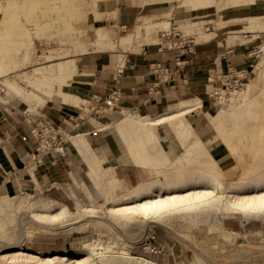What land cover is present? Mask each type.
<instances>
[{
    "label": "bare ground",
    "instance_id": "6f19581e",
    "mask_svg": "<svg viewBox=\"0 0 264 264\" xmlns=\"http://www.w3.org/2000/svg\"><path fill=\"white\" fill-rule=\"evenodd\" d=\"M21 1L23 0H3L0 3V80H3L0 92L3 99L10 103L33 101L37 105H43V96L48 94H56L60 99H66L68 95L63 91L68 87L69 79L77 74V56L56 63L47 57L45 65L32 67L30 74L26 73L30 65V52L34 47L33 36L44 33L51 24L34 23L33 29H28V26L16 19ZM172 3L176 4L174 1ZM257 5V0H181L179 7H214L222 12ZM76 7L73 4L64 9L69 12ZM96 15L99 16L97 13ZM198 24L202 30L207 26L201 22ZM247 27L262 30L264 22L251 18ZM156 28L172 30L168 20L147 24L143 33L145 40H152ZM58 32H70V26L65 25ZM141 42L139 33H128L122 35L115 44L108 29L98 28L93 33L92 53H116L121 57L116 52L117 49L127 51L139 46ZM81 48L80 44L78 49ZM81 53L79 57L86 55V49L81 50ZM119 62L123 66V61ZM258 69L261 70L262 84L255 101H250V87L245 85L239 91L237 105L231 113L223 111L211 118L210 126L214 138L208 144L195 135L187 121L191 113L203 108L199 100L192 99L187 94H173L174 102L169 113L151 119L133 118L124 121L121 129L125 142L110 124L101 125L97 119H89V123L100 132L112 133L113 141L126 165H138L154 178L122 192L121 195L115 193L119 187L115 171L101 169L92 161L86 131L68 136L70 146L83 166L85 178L98 194L105 197L107 215L130 223H145L148 227L153 224L166 226L168 222L176 220L188 225L203 224L214 230L221 229L222 214L229 211L237 212L245 223L251 222L256 226L264 222V170L245 172L248 166L245 164L243 170L234 178L228 192H224L222 175L216 172L220 149L236 155L235 159L238 161H242L243 153L253 156L261 152L264 155V62ZM9 77L16 79L9 81ZM219 94L222 101H227L226 89ZM259 106L263 109L257 117L251 108ZM27 112L35 113L32 108ZM163 126L168 127V132L183 149L175 160L168 157L157 136V133L164 136L160 129ZM255 158L256 156L253 159ZM84 187L82 183L66 190L76 206L77 215L86 221L85 227L89 225L102 230L103 224L96 221L101 207H96L91 197L84 194ZM234 192L253 195L232 200ZM21 212L27 214L28 221L37 224L41 230L48 229L47 226L56 221L62 225L74 216L64 205L45 200L37 193L9 196L4 190L1 191L0 238L8 243L0 246V264H157L141 256H133L127 247L119 248L114 242H110L111 239L104 243L97 244L94 241L85 244L72 253L59 251L55 254L35 255L22 247L23 236L13 232L17 224L16 217ZM80 228L84 226L73 227L72 230ZM46 232L40 233L43 235Z\"/></svg>",
    "mask_w": 264,
    "mask_h": 264
},
{
    "label": "rangeland",
    "instance_id": "374dc122",
    "mask_svg": "<svg viewBox=\"0 0 264 264\" xmlns=\"http://www.w3.org/2000/svg\"><path fill=\"white\" fill-rule=\"evenodd\" d=\"M116 3H124L128 6L127 11L121 14L117 12L109 16H97L99 7L107 3L101 0H23L20 2L19 10L16 12V19L26 26L28 29H33L34 23L45 24L50 23V28L39 36H33L34 47L30 52V65L27 67L26 73L30 74L31 68L45 65L47 57L53 63L77 56L80 59L81 50L86 49V53H90L93 49V33L94 29L106 28L111 32L112 40L115 44L118 43L122 35L131 33H139L142 38L140 45L135 48L123 51L117 49L116 52L121 54H108L106 58L119 62L124 60L126 56L141 55L146 48L149 50L161 51L160 33L169 32L170 29L156 28L152 35V40H145L144 27L147 24H156L161 21H169L172 18V11L177 13L181 10H174L176 5H179L181 0H113ZM3 0H0L2 3ZM259 5L253 7H240L218 12L216 8H183L182 11H203L199 13L201 16H208L201 21L186 22L182 27H174L175 31L181 33L183 37H194L196 39L204 38L201 24L208 23L215 27V33L212 39H223L226 42V47L235 46L236 49L243 50V53L236 55L235 58L230 55L225 60L229 63L226 65L227 70H231L233 76L231 82L239 81L237 88H229L227 101L219 100L218 96L212 94L211 98L206 97L212 110L207 111L201 109L203 113H207V125L212 135L205 144L212 142L214 138L213 130L210 126L211 118L219 112L231 113L238 102L239 91L249 85L250 90L248 97L250 101H255V97L260 91L262 84L261 70L264 62V29H248V20L258 18L264 22V0H257ZM76 8L67 12L64 8L73 6ZM190 19V18H189ZM101 21V22H100ZM171 24V23H170ZM196 24V25H194ZM198 24V25H197ZM65 25L70 26V32L59 33ZM125 27V28H122ZM81 49H78L79 45ZM242 45V48H239ZM227 48V50H228ZM226 50V51H227ZM232 50V48H231ZM240 56V57H238ZM230 58V59H229ZM237 58V59H236ZM119 64V63H118ZM212 79L216 76L211 73ZM219 76L221 84L222 77ZM238 76H241L238 78ZM16 77H9L7 80L12 81ZM210 79V78H209ZM3 80H0V88ZM237 83H233L236 86ZM221 86V85H220ZM26 90L27 87H25ZM57 89V88H56ZM58 90V89H57ZM211 93V89H208ZM220 89L218 90V92ZM223 91V90H222ZM192 99L200 100V96H190ZM0 97L3 94L0 92ZM252 103V102H251ZM215 104V108L213 105ZM263 107L251 108V111L256 112V116L262 112ZM86 115L89 119L88 108ZM33 119H38V114H31ZM134 118V117H133ZM131 117V119H133ZM136 118V117H135ZM86 120V119H85ZM100 120V119H98ZM164 132L168 131V127L164 126ZM165 135H168L166 133ZM164 137V136H162ZM68 140V137H67ZM68 144L69 142H67ZM179 143V142H178ZM180 145V143H179ZM180 149L183 152V149ZM176 155L168 157L177 159L180 151ZM242 161H238L236 155L225 152L220 149L217 156L216 172L222 175V183L224 192H228L230 185L238 172L243 170L245 164L247 169L245 172H255L264 170V155L259 152L257 155L248 156L243 153ZM254 156H256L255 159ZM99 168H101L99 166ZM103 169V168H101ZM119 179V187L115 191L116 195H121L122 192L132 188L124 187ZM67 183L50 185L44 179H38L30 175L25 180L24 185L14 193H9V196H18L21 194L37 193L45 200L56 201L64 205L70 213L74 214L60 225L57 221L50 224L48 229L41 230L37 224H32L27 219V214L20 213L16 217L17 224L13 232L22 237V247L32 252L35 255L55 254L59 251L67 253L75 252L85 244L114 242L119 248L127 247L130 254L133 256H141L145 259L153 261L157 264H264V222L258 225H253L251 222L245 223L241 220L237 212H224L221 217V229L214 230L203 224L188 225L179 221L172 220L166 226L153 224L147 226L144 224L130 223L119 218H111L107 215L104 195L98 194L97 191L89 184L85 176L68 175ZM151 176H145V182L153 180ZM84 194L91 197V201L96 207H101L98 210L97 220L103 224L102 230L95 229L92 226H86L84 219L77 215L76 206L69 195L66 188L75 187L77 184H82ZM62 184V185H61ZM137 186V185H136ZM234 199L246 196H252L251 193L234 192ZM231 195V196H232ZM75 224V225H74ZM74 225V226H69ZM69 226V227H66ZM84 226L78 230H72ZM64 227L59 230L58 228ZM153 229L157 236L158 244L163 249L161 255H155L149 250L148 244L145 241L146 232ZM47 231L46 234L40 232ZM8 242L0 238V246L6 245ZM7 253H3L5 255ZM69 264V263H66Z\"/></svg>",
    "mask_w": 264,
    "mask_h": 264
},
{
    "label": "crops",
    "instance_id": "0c3cea01",
    "mask_svg": "<svg viewBox=\"0 0 264 264\" xmlns=\"http://www.w3.org/2000/svg\"><path fill=\"white\" fill-rule=\"evenodd\" d=\"M127 8L126 4L111 0L99 7L98 15L109 16L116 12L121 14L126 12ZM182 9L179 5L174 7V10L181 11H172L171 28L182 27L186 22L201 21L208 17L199 14L204 13L203 11L184 12ZM203 37L198 39L196 48L189 56L188 66L181 71L175 69L171 56H163L169 64L172 76L166 85L158 88V95L149 93L156 82L151 69L162 56L160 51L145 48L141 55L126 56L123 66L120 62L106 58L107 55H95L92 51L81 56L77 60V74L69 79L68 87L64 88L63 92L68 95L66 99H60L56 94H48L43 96L44 104L37 105L33 101L10 103L0 97V192L4 190L8 195L14 193L32 174L54 186L57 181L67 183L68 175L84 176V169L77 154L70 143L66 144L68 136L81 131H86L92 161L97 167L116 171L122 185L127 188L145 182V176H150L147 171L138 165H126L113 141L112 133L100 132L91 125L85 109L88 103L103 100L112 91H118L121 96L119 105L113 109H103L99 116L94 117L100 119L98 121L101 125L110 124L123 142L125 141L121 124L124 121L131 120V117L151 119L169 113L174 102L173 94L200 96L202 109L211 111L212 104L210 105L206 97L211 98L212 94L216 96L221 89L218 78L226 72L229 62L225 60H228L230 55L235 58L244 51L236 49L235 46H230L231 50L226 47L223 39H212V35ZM242 47L241 45L239 48ZM211 73L216 77L212 79ZM208 89H211V93H208ZM213 107L215 108V104ZM29 108L57 132L62 142L61 147L57 148L59 153H49L41 159L39 165H33L30 156L36 144L29 133L26 123L28 119L24 116ZM203 112L198 109L187 117V121L195 135L205 143L212 133L206 124L207 113ZM89 116L93 117L90 114ZM29 119L34 120L31 114ZM163 127L160 129L164 137L161 133H157V136L165 153L173 156L178 150L181 154L179 143L168 131L164 132ZM166 133L168 135H165ZM127 150L131 154L129 147Z\"/></svg>",
    "mask_w": 264,
    "mask_h": 264
},
{
    "label": "built area",
    "instance_id": "2783aa9c",
    "mask_svg": "<svg viewBox=\"0 0 264 264\" xmlns=\"http://www.w3.org/2000/svg\"><path fill=\"white\" fill-rule=\"evenodd\" d=\"M203 32L207 34H214L215 27L212 25H207L203 28ZM160 45H161V56L158 58L151 69V74L156 77L155 84L150 88L149 93L158 95V88L166 85L171 79L172 71L169 64L163 58L165 55H169L173 59L175 69L181 71L188 66L189 56L192 55V51L196 48V43L198 39L194 37H183V35L174 29L169 32L160 33ZM233 73L231 70H227V74L222 77L221 89L216 93V96L222 90L226 89L229 93V88H237L239 81L231 82V77ZM241 76H238V78ZM233 83H237L233 86ZM220 100V97H218ZM121 100L120 93L118 91H112L103 100H96L87 104L88 114L93 116H99L103 109H113L116 108ZM24 116L28 119L26 123L29 127V133L36 144V148L31 156V161L33 165H39L41 159L51 152L59 153L57 148L61 147L62 142L57 132L47 123L41 121L40 118L36 120L29 119L30 114L25 112ZM146 243L148 244L149 250L155 255H161L163 249L158 244L157 236L153 229H149L146 232Z\"/></svg>",
    "mask_w": 264,
    "mask_h": 264
}]
</instances>
